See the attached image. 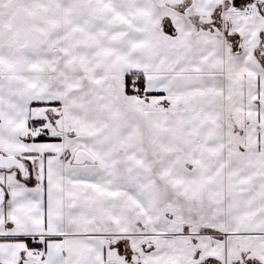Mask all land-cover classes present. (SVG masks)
I'll return each mask as SVG.
<instances>
[{
	"label": "snow or ice",
	"instance_id": "1",
	"mask_svg": "<svg viewBox=\"0 0 264 264\" xmlns=\"http://www.w3.org/2000/svg\"><path fill=\"white\" fill-rule=\"evenodd\" d=\"M0 264H264V0H0Z\"/></svg>",
	"mask_w": 264,
	"mask_h": 264
}]
</instances>
